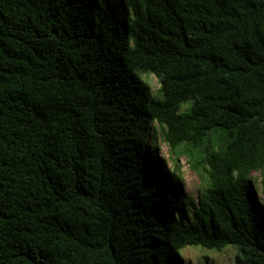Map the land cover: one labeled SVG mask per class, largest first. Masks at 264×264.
Segmentation results:
<instances>
[{"label": "trees", "instance_id": "1", "mask_svg": "<svg viewBox=\"0 0 264 264\" xmlns=\"http://www.w3.org/2000/svg\"><path fill=\"white\" fill-rule=\"evenodd\" d=\"M255 171L264 0H0V264H264Z\"/></svg>", "mask_w": 264, "mask_h": 264}, {"label": "rangeland", "instance_id": "2", "mask_svg": "<svg viewBox=\"0 0 264 264\" xmlns=\"http://www.w3.org/2000/svg\"><path fill=\"white\" fill-rule=\"evenodd\" d=\"M142 78L150 86L151 91L155 94L160 86L157 77L154 74H142ZM156 127H158L156 125ZM148 152L154 158H157L163 168L169 173L174 170L175 173L181 176V189L185 196L196 198L197 188L200 184V179L196 172L191 170L187 164L186 158L180 157L177 159V167H175V155L171 152L168 145L163 142L160 135L149 139ZM255 180V188L258 196L264 198V175L259 172H253ZM236 249L228 246L222 251L201 248L197 246H187L180 251L179 264H236L235 255Z\"/></svg>", "mask_w": 264, "mask_h": 264}]
</instances>
